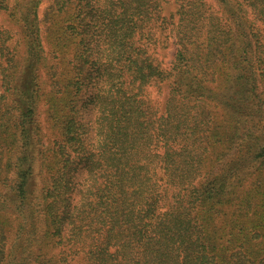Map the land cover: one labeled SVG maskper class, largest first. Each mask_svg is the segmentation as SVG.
<instances>
[{"label": "trees", "instance_id": "obj_1", "mask_svg": "<svg viewBox=\"0 0 264 264\" xmlns=\"http://www.w3.org/2000/svg\"><path fill=\"white\" fill-rule=\"evenodd\" d=\"M48 1L0 0V264H264V0Z\"/></svg>", "mask_w": 264, "mask_h": 264}, {"label": "rangeland", "instance_id": "obj_2", "mask_svg": "<svg viewBox=\"0 0 264 264\" xmlns=\"http://www.w3.org/2000/svg\"><path fill=\"white\" fill-rule=\"evenodd\" d=\"M162 3V9H163V15L166 16L170 21L177 20V10H178V4L175 0H160ZM207 1H213V0H207ZM49 1L48 0H42L41 6L39 8V18L43 19L45 10L48 6ZM217 5V4H216ZM0 21L4 24L10 25L9 21L4 17L1 16ZM42 27L45 31V25L42 23ZM45 35V32H44ZM168 33L163 32L160 36V46H159V54L158 57L162 60V64L164 67L168 68L170 66L171 61L174 58V54L176 52L177 45L175 44V39L172 36L167 37ZM15 39H19L18 36L13 39V42H15ZM15 44V43H14ZM1 80H0V93H1ZM168 88L166 84L162 85L161 91L158 92L156 89H152V97L156 99L158 104L161 106V109L164 107V102L167 96ZM45 104L42 103L39 110V120L42 123V126L44 127L45 133H51L49 129V124L45 118Z\"/></svg>", "mask_w": 264, "mask_h": 264}]
</instances>
